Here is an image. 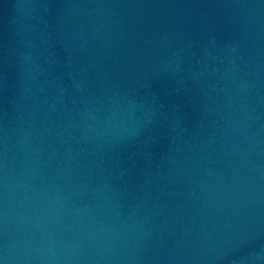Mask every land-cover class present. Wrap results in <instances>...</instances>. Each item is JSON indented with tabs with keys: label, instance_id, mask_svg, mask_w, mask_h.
I'll return each instance as SVG.
<instances>
[{
	"label": "water",
	"instance_id": "95a60500",
	"mask_svg": "<svg viewBox=\"0 0 264 264\" xmlns=\"http://www.w3.org/2000/svg\"><path fill=\"white\" fill-rule=\"evenodd\" d=\"M0 264H264V0H0Z\"/></svg>",
	"mask_w": 264,
	"mask_h": 264
}]
</instances>
